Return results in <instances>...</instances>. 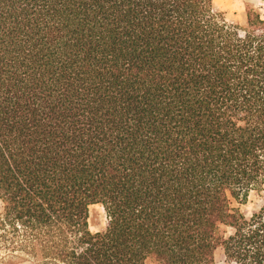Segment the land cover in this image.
<instances>
[{
	"label": "trees",
	"instance_id": "1",
	"mask_svg": "<svg viewBox=\"0 0 264 264\" xmlns=\"http://www.w3.org/2000/svg\"><path fill=\"white\" fill-rule=\"evenodd\" d=\"M252 191L259 7L0 0V264H264V202L234 203Z\"/></svg>",
	"mask_w": 264,
	"mask_h": 264
},
{
	"label": "rangeland",
	"instance_id": "2",
	"mask_svg": "<svg viewBox=\"0 0 264 264\" xmlns=\"http://www.w3.org/2000/svg\"><path fill=\"white\" fill-rule=\"evenodd\" d=\"M217 7L224 10L227 14L229 20L234 22H243V12L246 9V5H254L259 7L264 14V0H215ZM263 199L257 195L255 191H252L244 203H240L234 200L235 205L240 206L242 211L250 216L252 212L263 204ZM1 205V201H0ZM106 222V217L104 209L99 204H93L90 206V228L95 231L101 227H104ZM228 230H231L229 228ZM18 264H30L29 262H21ZM149 264H156L150 262ZM214 264H227L226 256L224 252L219 249L216 252L215 263Z\"/></svg>",
	"mask_w": 264,
	"mask_h": 264
}]
</instances>
